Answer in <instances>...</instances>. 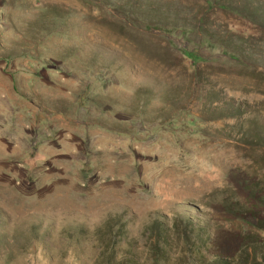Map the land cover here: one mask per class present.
Returning <instances> with one entry per match:
<instances>
[{
	"label": "rangeland",
	"instance_id": "rangeland-1",
	"mask_svg": "<svg viewBox=\"0 0 264 264\" xmlns=\"http://www.w3.org/2000/svg\"><path fill=\"white\" fill-rule=\"evenodd\" d=\"M0 264H264V0H0Z\"/></svg>",
	"mask_w": 264,
	"mask_h": 264
},
{
	"label": "trees",
	"instance_id": "trees-1",
	"mask_svg": "<svg viewBox=\"0 0 264 264\" xmlns=\"http://www.w3.org/2000/svg\"><path fill=\"white\" fill-rule=\"evenodd\" d=\"M182 52H183V54H185L187 57L191 58L192 60L197 61L199 59V56L193 51L183 50ZM161 251H163V250H161Z\"/></svg>",
	"mask_w": 264,
	"mask_h": 264
}]
</instances>
